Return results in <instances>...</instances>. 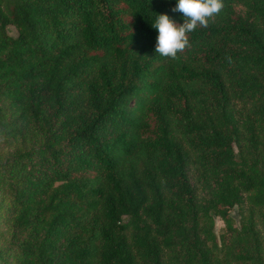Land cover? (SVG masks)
<instances>
[{
    "label": "trees",
    "instance_id": "obj_1",
    "mask_svg": "<svg viewBox=\"0 0 264 264\" xmlns=\"http://www.w3.org/2000/svg\"><path fill=\"white\" fill-rule=\"evenodd\" d=\"M176 3L0 0V264H264V0Z\"/></svg>",
    "mask_w": 264,
    "mask_h": 264
},
{
    "label": "clouds",
    "instance_id": "obj_2",
    "mask_svg": "<svg viewBox=\"0 0 264 264\" xmlns=\"http://www.w3.org/2000/svg\"><path fill=\"white\" fill-rule=\"evenodd\" d=\"M223 0H177L174 13L183 16V23H178L168 14H159L152 26L157 30L155 51L160 56L178 59L190 47L189 34L198 27H208L223 9Z\"/></svg>",
    "mask_w": 264,
    "mask_h": 264
},
{
    "label": "rangeland",
    "instance_id": "obj_3",
    "mask_svg": "<svg viewBox=\"0 0 264 264\" xmlns=\"http://www.w3.org/2000/svg\"><path fill=\"white\" fill-rule=\"evenodd\" d=\"M7 30L10 34H15L16 30L14 28V26L12 24H8L7 26ZM9 147L7 144H5L1 139H0V154H4L8 151ZM237 209L235 206H233L230 209V214L232 215L235 224H238V214H237ZM223 227V223L222 221L215 216L214 217V232L216 235H218V233L221 231ZM3 230H4V226L2 225V222L0 220V243H2V239H3Z\"/></svg>",
    "mask_w": 264,
    "mask_h": 264
}]
</instances>
